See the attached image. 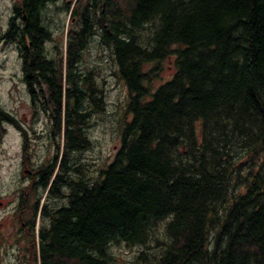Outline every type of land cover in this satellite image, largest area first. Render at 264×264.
<instances>
[{"label":"trees","instance_id":"1","mask_svg":"<svg viewBox=\"0 0 264 264\" xmlns=\"http://www.w3.org/2000/svg\"><path fill=\"white\" fill-rule=\"evenodd\" d=\"M55 1L77 27L51 57L41 13ZM95 34L111 47L130 119L89 180L75 154L91 147L89 118L105 101L78 64ZM3 35L54 148L19 195L17 213L32 215L29 264H114L121 243L142 247L135 264H264V0H15ZM170 54L175 72L153 88L145 66ZM3 123L29 165L27 129L0 107V143Z\"/></svg>","mask_w":264,"mask_h":264},{"label":"rangeland","instance_id":"2","mask_svg":"<svg viewBox=\"0 0 264 264\" xmlns=\"http://www.w3.org/2000/svg\"><path fill=\"white\" fill-rule=\"evenodd\" d=\"M14 3L15 0H0V33L7 27ZM41 18L52 34V40L44 44L45 52L56 57L55 45L62 43L64 49L66 31L70 27H77L73 25L76 18L73 22L70 20L63 1L47 3ZM174 56L170 54L158 64L149 63L145 66L146 71H151L150 82L153 88L170 79L175 72ZM78 67L81 72L93 71L95 82L102 89L105 101L104 111L93 112L89 118L86 132L91 147L75 154L76 162L82 164L86 177L93 180L99 170L113 160L120 146L124 120L130 119L126 112L128 93L125 84L118 77L111 47L101 42L98 34L90 39ZM0 107L21 121L30 138V164L26 166L22 160L20 133L11 124L3 123L6 132L0 143V264H29L32 237L28 233L29 228L26 226L23 229V226L31 221L32 215L30 211L22 216L17 213L19 195L30 181L31 168L50 158L54 148L50 135V119L40 104L32 106L22 81V65L17 45L14 42L4 44L1 39ZM72 173V176L77 174ZM30 199L32 204L35 200L34 194H31ZM45 201L50 209L65 203L53 199ZM39 221L41 219L37 218L36 228ZM158 229L163 228L159 226ZM141 249V246H127L123 243L110 247L114 264H135Z\"/></svg>","mask_w":264,"mask_h":264},{"label":"flooded vegetation","instance_id":"3","mask_svg":"<svg viewBox=\"0 0 264 264\" xmlns=\"http://www.w3.org/2000/svg\"><path fill=\"white\" fill-rule=\"evenodd\" d=\"M0 39L4 44H9L11 42L5 35H3V32L0 33Z\"/></svg>","mask_w":264,"mask_h":264}]
</instances>
